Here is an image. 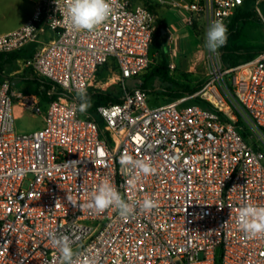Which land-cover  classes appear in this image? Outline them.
Returning <instances> with one entry per match:
<instances>
[{"label":"built area","instance_id":"obj_1","mask_svg":"<svg viewBox=\"0 0 264 264\" xmlns=\"http://www.w3.org/2000/svg\"><path fill=\"white\" fill-rule=\"evenodd\" d=\"M148 1L181 15L188 29L201 25L204 41L215 20L228 30L243 3ZM109 2L113 16L93 32L66 23L67 0H36L25 22L0 34V54L38 45L23 65L58 92L43 103L0 79V264H61L50 232L69 237L76 264H264V238H249L238 224L242 206H264V53L222 71L220 49L207 50L212 73L202 87L151 106L148 93L129 91L124 81L151 63L156 15L130 0ZM263 4L253 0L260 18ZM167 68L169 75L176 69ZM113 85L122 98L97 108L102 137L78 111L76 89L88 94ZM29 123L33 131L19 130ZM125 154L156 173L123 169ZM105 181L136 205L134 215L86 206ZM145 198L158 206L143 211Z\"/></svg>","mask_w":264,"mask_h":264},{"label":"clouds","instance_id":"obj_2","mask_svg":"<svg viewBox=\"0 0 264 264\" xmlns=\"http://www.w3.org/2000/svg\"><path fill=\"white\" fill-rule=\"evenodd\" d=\"M66 23L75 31L93 32L99 29L114 14V9L109 0H67ZM227 27L220 21H213L207 32L205 47L210 53H216L227 42ZM76 100L78 111L81 114L87 113L92 106L91 99L84 87L76 89ZM123 169L131 171L138 170L143 176L155 174L157 169L148 161L140 160L125 154L120 160ZM67 199L76 205V201L68 195ZM96 213H103L109 208L118 211L122 218H129L134 215L136 205L125 200L116 188L109 182H102L91 193L86 205ZM157 202L151 198H145L139 203V208L149 212L156 208ZM238 224L240 230L249 238H264V206L246 204L238 213ZM49 238L58 251L61 264H76V257L79 253L74 251L69 242V237L55 232L49 233Z\"/></svg>","mask_w":264,"mask_h":264},{"label":"trees","instance_id":"obj_3","mask_svg":"<svg viewBox=\"0 0 264 264\" xmlns=\"http://www.w3.org/2000/svg\"><path fill=\"white\" fill-rule=\"evenodd\" d=\"M130 4L142 5L154 13L155 6L148 0H130ZM253 0H243L242 5L238 8L233 16L227 33V42L220 48L221 70H229L248 62L255 57L264 53V46H247L242 42L244 29L248 26L258 25L259 19L253 9ZM263 7V5H261ZM262 11L264 9L261 8ZM195 27L193 28L194 32ZM195 33V32H194ZM159 50L161 61L159 65L153 67L151 72L145 76L136 77V88L148 92H155L165 96L168 100L179 99L184 95L192 94L198 91L205 81L191 86L189 75L180 74L183 82H177L168 74L167 61L161 43L153 35L150 51ZM149 51V55H150ZM19 59L18 53L0 54V77L6 67L12 66ZM28 84L33 87V92L39 96L43 103H50L58 97V92L52 91L51 86L40 81L38 78L28 80ZM230 88V87H229ZM130 91V90H129ZM92 106L88 109L86 115L90 120L96 123L101 136L106 137L104 123L97 113V108L109 104L120 103L122 91L118 85L110 86L106 92L88 93Z\"/></svg>","mask_w":264,"mask_h":264},{"label":"rangeland","instance_id":"obj_4","mask_svg":"<svg viewBox=\"0 0 264 264\" xmlns=\"http://www.w3.org/2000/svg\"><path fill=\"white\" fill-rule=\"evenodd\" d=\"M36 0H0V34L11 31L17 28L20 24H22L27 18L31 16L34 10ZM264 9V4L263 7ZM263 18L258 17L259 24L248 26L244 29L242 42L247 46H264V11H262ZM194 39L188 43V41L179 42L183 45L184 48H190L191 50H196V57L192 62L195 63L193 74L189 75L190 85L194 86L202 81L207 80L210 73H212V61L207 56V48L205 47L204 41V31L201 25L195 26L194 29ZM175 42V41H174ZM177 42V43H179ZM176 46H178V44ZM172 48L169 52V56L172 55ZM167 55H165L166 57ZM150 59L151 63L148 68L140 75L145 76L148 75L154 66L159 65L161 61L159 50L150 51ZM192 57L189 56V60ZM22 63H18L16 67H13L10 71H7L5 74L8 76L11 88L14 92L25 95L27 92H33V87L31 85L23 82L22 79L16 78L20 74H13V70L21 69ZM101 76L108 78L107 82L112 83V75L108 73H101ZM170 77L175 81H180L181 77L179 73L170 74ZM226 80V78H225ZM183 81V80H182ZM124 85L128 90H132L136 88L137 81L135 79H127L124 81ZM148 98L151 106L162 105L167 103L169 100L155 92H148ZM36 125L29 123L25 126L19 128V130L28 133L35 129Z\"/></svg>","mask_w":264,"mask_h":264},{"label":"crops","instance_id":"obj_5","mask_svg":"<svg viewBox=\"0 0 264 264\" xmlns=\"http://www.w3.org/2000/svg\"><path fill=\"white\" fill-rule=\"evenodd\" d=\"M154 14L157 18V26L154 35L161 43L164 53L167 55V65L169 63H173L176 67V73L193 74V67L195 66V63L192 61L196 57V50H191L187 47L184 48L183 45L179 42L181 39H183L182 41H188V43L192 41L194 39L193 30L183 26L181 15L170 12L165 8L155 6ZM51 37L52 35L47 33L42 38V41L47 42ZM175 43H177L178 46H176ZM171 45L173 46L171 51L172 55L169 56ZM37 48L38 45L36 44L27 45L21 52L18 53L19 59L12 66H8L5 68V70L3 71V76L8 77L5 73L7 71H10L13 67H16L18 63H22V68L13 70L11 75L16 73L20 74L16 78L22 79L23 82L26 84H28L29 79L36 78V76L32 73L29 68L24 67L23 62L27 58L32 56V54L36 51ZM189 56L192 57L191 60H189ZM1 78L2 76L0 77V79ZM178 82H183L182 78Z\"/></svg>","mask_w":264,"mask_h":264}]
</instances>
